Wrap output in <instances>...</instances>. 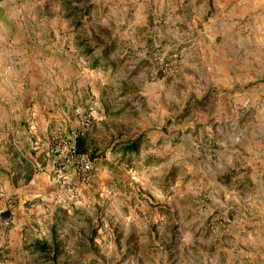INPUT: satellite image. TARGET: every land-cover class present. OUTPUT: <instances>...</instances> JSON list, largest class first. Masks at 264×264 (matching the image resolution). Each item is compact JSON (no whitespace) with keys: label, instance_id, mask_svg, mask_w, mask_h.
<instances>
[{"label":"rangeland","instance_id":"obj_1","mask_svg":"<svg viewBox=\"0 0 264 264\" xmlns=\"http://www.w3.org/2000/svg\"><path fill=\"white\" fill-rule=\"evenodd\" d=\"M145 1L0 0V67L42 61L34 76L51 95L38 102L93 112L95 143L93 181L83 192L68 182L65 207L29 232L49 251L24 246L0 264H264V0H159L160 15ZM154 26L215 53L197 47L158 74L149 55L165 50L142 40ZM15 27L28 41L6 42ZM66 54L86 62L80 90ZM52 119L51 133L70 132ZM140 134L139 153L123 157Z\"/></svg>","mask_w":264,"mask_h":264},{"label":"crops","instance_id":"obj_2","mask_svg":"<svg viewBox=\"0 0 264 264\" xmlns=\"http://www.w3.org/2000/svg\"><path fill=\"white\" fill-rule=\"evenodd\" d=\"M145 2L148 4L149 0ZM139 5L141 13L148 9L143 6L142 1ZM201 5L200 9L207 7L206 2ZM162 6L163 2L157 0V6L153 7L152 11L157 15L163 14ZM15 15L14 12L11 13V17H15ZM20 31L21 28L17 31L15 27L14 33L16 32L17 35L7 36V39L5 38L6 42L28 41L30 31L27 29L22 33ZM69 31H72V28ZM169 33V27L154 26L146 30L142 40L147 41L148 39L151 45L146 44L147 47L160 46L162 50L167 52H176L175 54L178 56L179 54L183 55V61H186L185 67L191 59H194L193 51L197 47L204 48L202 49L203 54L206 49L210 55L215 53L213 49L214 42H188L187 44V42H179V39L175 38L177 34ZM71 37L74 38L72 35ZM67 38H69V35ZM169 39L175 40V42H159L161 40L170 41ZM75 42H79L78 36ZM224 43L229 44V47L232 48L236 46V42ZM181 46V50H178ZM66 57H68L66 63L67 61L70 63L73 61L77 65V69L76 73H70L67 69L64 77L66 79L70 77L77 80L81 79L77 84V89L80 90L79 87L84 85L82 82L84 77L82 78V76L89 73L84 68L86 62L79 54L75 56L66 54ZM26 58H19L17 63L20 64V68L16 64L14 70L11 66L9 71L0 67V210L3 211L0 216V259L4 262H7V259L15 252L23 253L24 246L33 248L32 245H38L35 240H29L30 230H35V226L38 227V224L45 225L47 221L51 222L55 216L56 206L65 207V204L60 206V192L68 182H76L75 184L78 185L72 171L61 174L56 172L51 165L52 152L49 145V135L52 132V125H56L53 124L52 118L58 117L61 123H57L60 126L64 123L66 131L78 132L76 138L77 148L80 152L87 154L88 157L90 156V159L92 158L91 149L95 146L94 134L91 130L94 126L89 123L88 126L80 130L78 122L83 114L89 112L88 109L80 110L81 115L79 116L78 112L76 118L69 114L70 109L68 106H63L67 113L64 111L57 112L59 107L56 111L52 110L51 113H48L46 106L38 102V95L41 93L51 95L50 91H45L43 86H39L40 82L34 76L35 71L38 69L45 70V68L42 61L33 60L29 55ZM201 59L205 60L204 55ZM95 61L93 60V63ZM25 62L27 65L23 66L22 63ZM80 62H83V65ZM87 64H90V62H87ZM47 69H49L48 66ZM68 89L67 87V91ZM62 94H64L62 95L64 97L65 93ZM12 95L17 96L18 100L15 103L10 101ZM57 96L59 98V94ZM92 114L93 112L89 115ZM84 141L88 144L83 145ZM100 160V158H95L93 161L96 163ZM78 190L83 192L85 188L78 185ZM6 219L10 222L9 226L4 224Z\"/></svg>","mask_w":264,"mask_h":264},{"label":"built area","instance_id":"obj_3","mask_svg":"<svg viewBox=\"0 0 264 264\" xmlns=\"http://www.w3.org/2000/svg\"><path fill=\"white\" fill-rule=\"evenodd\" d=\"M150 62L156 68V72L161 75H168L174 64L177 54L167 52H153L149 55ZM90 123V115L84 114L80 117V130ZM77 131L63 132L57 131L49 135V145L52 152L51 165L53 169L61 174L73 172L77 183L82 186L89 185L94 179V172L91 160L88 155L78 150L76 144ZM74 192V188H70ZM3 211L0 210V216ZM7 226L9 221L4 220Z\"/></svg>","mask_w":264,"mask_h":264},{"label":"trees","instance_id":"obj_4","mask_svg":"<svg viewBox=\"0 0 264 264\" xmlns=\"http://www.w3.org/2000/svg\"><path fill=\"white\" fill-rule=\"evenodd\" d=\"M97 61H95V65H96ZM143 135L140 134L132 139H129L128 141L124 142L121 144V152L123 157L127 156V155H132V154H138L139 153V147L141 145V140ZM83 151V150H81ZM83 153V152H82ZM31 247H33V249H37L38 251L42 252V253H46L49 251L46 243L45 244H39V245H32ZM57 253H54L53 256H56ZM54 258V257H53Z\"/></svg>","mask_w":264,"mask_h":264}]
</instances>
